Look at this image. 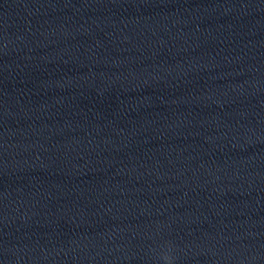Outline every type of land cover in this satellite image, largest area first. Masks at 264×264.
Wrapping results in <instances>:
<instances>
[{
    "label": "clouds",
    "instance_id": "clouds-1",
    "mask_svg": "<svg viewBox=\"0 0 264 264\" xmlns=\"http://www.w3.org/2000/svg\"><path fill=\"white\" fill-rule=\"evenodd\" d=\"M160 259L164 264H175V257L173 255V246L171 242H166L160 250Z\"/></svg>",
    "mask_w": 264,
    "mask_h": 264
}]
</instances>
